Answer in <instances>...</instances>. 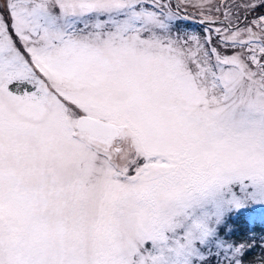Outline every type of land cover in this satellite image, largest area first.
<instances>
[{
  "label": "snow or ice",
  "instance_id": "snow-or-ice-1",
  "mask_svg": "<svg viewBox=\"0 0 264 264\" xmlns=\"http://www.w3.org/2000/svg\"><path fill=\"white\" fill-rule=\"evenodd\" d=\"M258 7L0 0V264H264Z\"/></svg>",
  "mask_w": 264,
  "mask_h": 264
},
{
  "label": "trees",
  "instance_id": "trees-1",
  "mask_svg": "<svg viewBox=\"0 0 264 264\" xmlns=\"http://www.w3.org/2000/svg\"><path fill=\"white\" fill-rule=\"evenodd\" d=\"M198 26L202 27L199 24ZM234 226L236 227V232L232 237L234 240H245L250 244L253 241L255 242V246L251 248L244 258L246 262L258 260L259 257L264 255V247H261L262 239H264V219L259 215L254 220L248 222L241 218L234 222Z\"/></svg>",
  "mask_w": 264,
  "mask_h": 264
},
{
  "label": "rangeland",
  "instance_id": "rangeland-1",
  "mask_svg": "<svg viewBox=\"0 0 264 264\" xmlns=\"http://www.w3.org/2000/svg\"><path fill=\"white\" fill-rule=\"evenodd\" d=\"M215 3L219 4L220 3V0H214ZM242 0H236V3H241ZM256 3H259V0H255ZM189 12H192V9H189L188 10ZM259 13H264V7H258L257 10H255V13H253L252 15L249 16V19L252 18L253 15L255 14H259ZM196 16V15H194ZM198 17V16H197ZM191 22H186L193 30H196V31H201L202 30V27H199L197 22L194 21V20H189Z\"/></svg>",
  "mask_w": 264,
  "mask_h": 264
},
{
  "label": "water",
  "instance_id": "water-1",
  "mask_svg": "<svg viewBox=\"0 0 264 264\" xmlns=\"http://www.w3.org/2000/svg\"><path fill=\"white\" fill-rule=\"evenodd\" d=\"M191 20H194V21H196V22H197V20H198V17H197V16H193V18H192Z\"/></svg>",
  "mask_w": 264,
  "mask_h": 264
}]
</instances>
